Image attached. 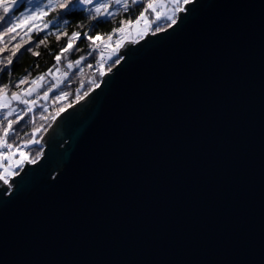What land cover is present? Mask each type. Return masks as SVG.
<instances>
[{"label":"water","instance_id":"95a60500","mask_svg":"<svg viewBox=\"0 0 264 264\" xmlns=\"http://www.w3.org/2000/svg\"><path fill=\"white\" fill-rule=\"evenodd\" d=\"M200 3L41 135L0 264H264V0Z\"/></svg>","mask_w":264,"mask_h":264},{"label":"snow or ice","instance_id":"6c2138e0","mask_svg":"<svg viewBox=\"0 0 264 264\" xmlns=\"http://www.w3.org/2000/svg\"><path fill=\"white\" fill-rule=\"evenodd\" d=\"M138 3L139 0H46V3L36 0L35 3H31L30 8L24 7L21 10L17 7L18 0H0V27L6 25V31L0 33V39H3L4 35H11L12 40L15 41L20 32H24V36L20 37V42L14 43L7 49L0 47V54L6 53L5 60L0 61V76L12 68L26 45L31 46L33 35L38 39V46L46 43V39H39L44 33L56 35L58 42L62 37L66 39V43L52 57L54 65H59L67 60L71 51H79L74 47L75 44L80 40H86L89 48L99 53L94 67L100 78L99 81L92 80L90 82L91 87L84 94V96H88L95 89H100L103 83H110L114 80L124 64L133 62L144 44L148 43L149 37L160 39L159 34L163 33L167 36L169 30L175 33L181 25H187L198 8L201 7L200 0H146L143 10L136 16L135 22L121 19L119 27H113L106 38H103L99 33L92 35L89 31L73 30L70 35L60 29L53 32L52 29L55 28V25L50 19H47L50 13H55L58 17L87 13V20L90 24H102L109 19H115L119 14V12H113L114 6H118L120 10L127 13L130 6ZM67 23L68 21H65V24ZM79 27L85 26L81 24ZM34 55H38V53H34ZM83 60L84 57L81 56L75 62L68 61L66 70L63 72H60L59 68L55 72L49 68L31 81L26 82L21 79L16 85L20 90L11 92L10 95L8 85L0 87V112L5 113L6 119V124H0V207L7 206L23 190L29 176L26 166L37 165L43 153V149H41V152L32 157L27 149L44 143L43 140L36 139V136L41 131L46 132L47 128L34 127L30 133L31 139H25L21 143H9V136L14 135V128L24 120L25 116L36 109L37 101L41 99V91L43 98L47 99L49 93L57 89L68 77V72ZM89 67H93V65H89ZM49 77L51 78L50 87L46 85ZM21 85L25 86L21 88ZM66 96L67 93L61 92L55 96V99L63 100ZM84 96L77 94L76 101L73 103L84 99ZM14 104L23 107L18 110L13 107ZM68 107L71 105L65 104L58 107L52 114V120H56ZM45 119L47 118L45 117Z\"/></svg>","mask_w":264,"mask_h":264},{"label":"trees","instance_id":"16d2710c","mask_svg":"<svg viewBox=\"0 0 264 264\" xmlns=\"http://www.w3.org/2000/svg\"><path fill=\"white\" fill-rule=\"evenodd\" d=\"M146 0H139V3L134 6H130V9L127 13H124L118 8V6L113 7V12H119L115 19H109L107 22L102 24H90L87 20V13L74 15V16H65L58 17L55 13H50L47 19H50L55 25V28L52 29L55 32L56 29H60L62 32H66L70 35L71 31H89L92 35L97 33L101 34L103 38L107 37V34L111 31L113 27H119V21L121 19L130 20L135 22L136 16L144 8V3ZM26 5V1L20 2L17 7L22 10ZM79 11V10H77ZM65 21H68L65 24ZM83 24L85 27L81 28L79 25ZM6 31V25L0 27V33ZM24 36V32L21 31L16 40H12L11 35H4L3 39H0V47L5 49L10 48L14 43L20 42V37ZM26 38V37H25ZM39 39H46L45 45L38 46V39L35 35L32 37L31 46H25V49L21 50L22 54L18 55V59L15 61L12 68L3 73L0 76V87L8 85V93L19 91L20 89L16 87L19 80L24 79L26 82L35 79L41 73L46 72L49 68L52 70L59 68L60 72L66 70V65L68 61L75 62L79 57L83 56L84 60L81 61L79 65L74 67L68 72V77L60 84L57 89H54L52 93H49L47 99L43 98V93L41 91V99L37 101L36 109L31 113L25 116L24 120L21 121L14 128V135H10L8 138L9 143H21L25 139H31L30 133L34 127L47 128L52 123V114L58 107H62L65 104L72 105L73 101H76V96H84L88 89L91 87L92 80H98L99 76L94 65L97 63L98 53L89 48L88 42L86 40H80L75 44V48H78L79 51L73 50L68 54L67 60H64L59 65H54L52 57L55 52L59 50L66 43L65 38H61L58 42L56 35H48L47 33L42 34ZM38 53V55H34ZM5 54H0V61L5 60ZM93 65V67H89ZM51 78H48L46 85L48 87L50 84ZM25 85H21L23 88ZM61 92L67 93V96L63 100H56L55 96L59 95ZM35 99V97H33ZM18 110L22 108V105H17ZM45 117L47 119H45ZM0 124H6L5 113L0 112ZM44 131H41L37 134L36 139H39L41 134ZM42 146H32L27 151L32 157H35L38 152H41Z\"/></svg>","mask_w":264,"mask_h":264},{"label":"rangeland","instance_id":"374dc122","mask_svg":"<svg viewBox=\"0 0 264 264\" xmlns=\"http://www.w3.org/2000/svg\"><path fill=\"white\" fill-rule=\"evenodd\" d=\"M22 1H26V5H25V7H28V8L31 7V3H35V2H36V0H31V3H30V0H18V4H19L20 2H22ZM39 2H40V3H46V0H39ZM18 4H17V5H18ZM113 39H115V37H113ZM97 53H98V52H97ZM98 55H99V53H98ZM55 71H56V69L53 70V72H55ZM13 107H15V108L18 109V106L15 105V104L13 105ZM47 128H48V127H47ZM44 132H45V131H44ZM44 132H43V133H44ZM43 133H42V134H43ZM42 134H41V135H42ZM40 137H41V136H40ZM39 139H40V138H39ZM5 163H7V161H5Z\"/></svg>","mask_w":264,"mask_h":264}]
</instances>
